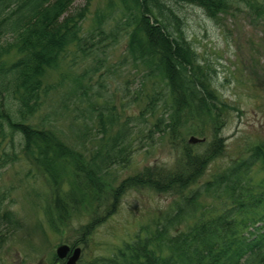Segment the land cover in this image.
Segmentation results:
<instances>
[{
	"label": "trees",
	"instance_id": "1",
	"mask_svg": "<svg viewBox=\"0 0 264 264\" xmlns=\"http://www.w3.org/2000/svg\"><path fill=\"white\" fill-rule=\"evenodd\" d=\"M73 1L0 0V168L18 158L15 149L19 146V153L48 180L51 201L64 220L85 198L110 192L117 205L119 196L131 187H147L186 199L183 193L225 150L220 135L225 118L216 106L220 98L213 86L214 69L199 62L180 16L165 0H108V13H97L92 31L85 35L80 31L87 6L70 11ZM174 1L201 6L213 18L229 5L227 0ZM254 5L255 10L264 12V5ZM95 35L107 44L122 35L127 37L123 60L143 71L142 77L153 87L142 115L160 107L163 115L154 122L156 130L176 135L189 123L191 133L210 134L203 153H196L193 145L185 143L175 168L146 167L106 191L103 175L113 165L129 161L131 139H124V122H120L115 136L86 158L64 144L51 127L31 120L49 91V84L44 82L48 70L59 66L71 46L84 52ZM101 117L98 123L105 130L118 122L109 116V124L104 125ZM258 162L263 176L253 184L250 173ZM203 187L220 189L231 203L220 214L196 220L185 229L176 226L172 230L174 219L166 217L143 235L122 242L112 256L96 264H264V140L253 145L247 155L234 158ZM183 212L179 206L176 216ZM99 221L92 219L83 225L82 237Z\"/></svg>",
	"mask_w": 264,
	"mask_h": 264
},
{
	"label": "rangeland",
	"instance_id": "2",
	"mask_svg": "<svg viewBox=\"0 0 264 264\" xmlns=\"http://www.w3.org/2000/svg\"><path fill=\"white\" fill-rule=\"evenodd\" d=\"M118 1V0H115ZM264 5V0H251ZM108 0H74L70 10L87 6L81 21V34L92 31L96 14L107 11ZM118 4V2H117ZM180 15L182 27L199 59L215 69L214 87L220 101L217 109L224 113L221 135L225 150L210 161L200 179L183 193H159L147 187L127 188L118 198L114 193L86 198L76 214L61 219L52 212L54 224L46 221L43 209L49 205V184L36 173L27 157L6 164L0 170V264H60L54 261L58 243L85 239L78 264H96L113 255L117 246L166 217H172V230L185 229L199 219H210L229 206L231 200L222 191L203 187V183L221 172L231 161L264 139V12L249 8L243 0H230L231 6L210 18L199 6L169 1ZM116 5V4H115ZM108 29V27H107ZM127 37L120 36L107 44L99 35L91 38L83 51L70 48L64 53L65 63L49 72V93L36 113L34 121L51 125L66 143L83 155H89L115 136L124 122V139L130 140V162L113 166L103 175L106 191L121 181L147 168H175L192 133L189 123L180 132L159 131L153 126L163 109L145 112L153 93L143 71L123 59ZM123 102V103H121ZM220 111V112H221ZM112 116V128L103 130L98 116ZM142 115V116H141ZM213 115L216 112L213 111ZM210 141V134L205 137ZM192 144L196 153H203L207 143ZM202 143V144H201ZM10 150V148L8 147ZM19 146L16 147L18 151ZM253 184L263 176L260 165L250 173ZM179 206L185 212L177 214ZM14 215L4 216V212ZM100 221L82 237L81 227L92 219ZM145 228V229H144Z\"/></svg>",
	"mask_w": 264,
	"mask_h": 264
},
{
	"label": "water",
	"instance_id": "3",
	"mask_svg": "<svg viewBox=\"0 0 264 264\" xmlns=\"http://www.w3.org/2000/svg\"><path fill=\"white\" fill-rule=\"evenodd\" d=\"M199 140L200 139H198L194 136H191L189 138V142H191V143L198 142ZM68 249H69L68 245L62 244V245L58 246L57 253L60 257H64L66 255ZM79 256H80V248L74 249L73 254L68 258L66 264H77V259L79 258Z\"/></svg>",
	"mask_w": 264,
	"mask_h": 264
},
{
	"label": "flooded vegetation",
	"instance_id": "4",
	"mask_svg": "<svg viewBox=\"0 0 264 264\" xmlns=\"http://www.w3.org/2000/svg\"><path fill=\"white\" fill-rule=\"evenodd\" d=\"M51 264H52V262H51Z\"/></svg>",
	"mask_w": 264,
	"mask_h": 264
}]
</instances>
